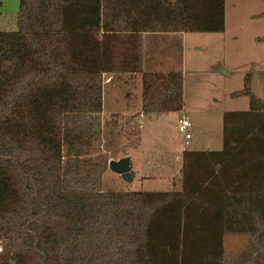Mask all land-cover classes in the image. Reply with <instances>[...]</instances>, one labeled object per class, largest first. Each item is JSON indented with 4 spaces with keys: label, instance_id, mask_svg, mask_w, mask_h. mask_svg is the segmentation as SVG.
I'll use <instances>...</instances> for the list:
<instances>
[{
    "label": "trees",
    "instance_id": "1",
    "mask_svg": "<svg viewBox=\"0 0 264 264\" xmlns=\"http://www.w3.org/2000/svg\"><path fill=\"white\" fill-rule=\"evenodd\" d=\"M264 15V12L261 14ZM225 0H20L0 30V264H264V101L222 113L219 150H184L180 188L105 189L118 134L104 87L139 114L183 106L182 76L142 68L143 33L222 32ZM100 35V39L96 35ZM264 38H257L263 40ZM249 244L226 257V234Z\"/></svg>",
    "mask_w": 264,
    "mask_h": 264
},
{
    "label": "rangeland",
    "instance_id": "2",
    "mask_svg": "<svg viewBox=\"0 0 264 264\" xmlns=\"http://www.w3.org/2000/svg\"><path fill=\"white\" fill-rule=\"evenodd\" d=\"M19 1L0 0V30L16 29ZM263 12L264 0H225L222 32L183 33L178 54L185 92L181 111L157 117L138 115L137 97L127 100L119 88L104 87V138L107 123L119 128L108 151L109 159L128 157L134 172L132 180L126 182L107 169L102 178L105 189L172 190L179 178L182 152L204 147L220 149L222 113L247 109L248 98L241 89L248 70L251 91L264 101V39L257 40L264 38ZM96 37L100 39L99 34ZM137 87L132 90L135 96ZM180 118L191 124L187 144L177 129ZM249 241L247 234H226L225 256H237Z\"/></svg>",
    "mask_w": 264,
    "mask_h": 264
},
{
    "label": "crops",
    "instance_id": "3",
    "mask_svg": "<svg viewBox=\"0 0 264 264\" xmlns=\"http://www.w3.org/2000/svg\"><path fill=\"white\" fill-rule=\"evenodd\" d=\"M182 39H183V33H175V32L162 33V34L143 33L141 37V50L143 54L142 56L143 57V61H142L143 70L156 71L160 73H166L169 71H177L181 75V69H180L181 62L178 63L179 61L178 54L181 52L180 45H181ZM112 87L119 88L118 86H114L113 83H112ZM137 88L136 90H138V94L136 96L135 94H132V96L133 98L137 97L138 106H139L140 105V92H139V88L138 89ZM182 95H183V106L181 110L184 109V105H185L184 104L185 92H184V82L183 81H182ZM138 115H142V114L138 113ZM205 148L206 147H204V149H197V150H219V148L218 149H211L210 147H207L206 149ZM193 150H196V149H193ZM173 187H174L173 189L175 190L180 188V173H179L178 181L174 183Z\"/></svg>",
    "mask_w": 264,
    "mask_h": 264
},
{
    "label": "water",
    "instance_id": "4",
    "mask_svg": "<svg viewBox=\"0 0 264 264\" xmlns=\"http://www.w3.org/2000/svg\"><path fill=\"white\" fill-rule=\"evenodd\" d=\"M107 167L113 173L119 175L122 180L129 182L134 177V172L131 170V165L128 157L119 159H109Z\"/></svg>",
    "mask_w": 264,
    "mask_h": 264
},
{
    "label": "built area",
    "instance_id": "5",
    "mask_svg": "<svg viewBox=\"0 0 264 264\" xmlns=\"http://www.w3.org/2000/svg\"><path fill=\"white\" fill-rule=\"evenodd\" d=\"M177 129L179 132L183 133L185 144L188 143L190 135L187 131V128L191 125L190 122L185 118H180L177 122ZM0 252H2V247L0 245Z\"/></svg>",
    "mask_w": 264,
    "mask_h": 264
}]
</instances>
